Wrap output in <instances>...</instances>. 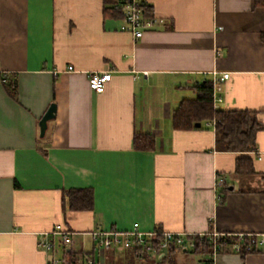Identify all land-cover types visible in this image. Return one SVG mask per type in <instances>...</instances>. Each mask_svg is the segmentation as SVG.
Returning <instances> with one entry per match:
<instances>
[{
    "label": "crops",
    "instance_id": "0c3cea01",
    "mask_svg": "<svg viewBox=\"0 0 264 264\" xmlns=\"http://www.w3.org/2000/svg\"><path fill=\"white\" fill-rule=\"evenodd\" d=\"M144 4L155 22L134 39L104 0H0V264H45L38 241L57 224L72 233L76 255L100 264L108 254L99 256L89 232L134 222L183 236L264 234V128L254 151L230 152L215 148L206 122L171 124L172 110L212 71L229 73L214 89L215 108L253 110L264 124V7ZM96 71L110 72L100 93L88 86ZM51 103L55 116L40 137ZM135 133L151 134L154 148L135 149ZM240 156L251 157L252 173L235 172ZM73 188H91V210L68 208L64 191ZM214 264H264V247L221 252Z\"/></svg>",
    "mask_w": 264,
    "mask_h": 264
},
{
    "label": "trees",
    "instance_id": "16d2710c",
    "mask_svg": "<svg viewBox=\"0 0 264 264\" xmlns=\"http://www.w3.org/2000/svg\"><path fill=\"white\" fill-rule=\"evenodd\" d=\"M257 6L264 7V0H254ZM123 0H104V11L113 17H121L120 5ZM144 15L150 16L149 8L144 5ZM260 39L264 42V29L260 32ZM5 87L14 98L16 86L9 80ZM195 96L183 98L171 112V124L176 130H188L201 128L204 122H214L215 148L219 151L230 152H251L256 149V133L264 128L259 121L257 112L253 110H224L215 108L212 101L213 86L211 79L194 85ZM200 123L199 127L195 124ZM154 138L148 133H135L133 144L135 149H153ZM235 172L240 174L252 173L254 167L249 156H240L235 161ZM17 186V185H16ZM67 206L74 211H89L92 209L93 195L91 188H73L64 191ZM160 232L161 230H156ZM179 242L172 239L168 245L166 256L158 259L157 264H175L173 255L185 248L192 253L200 255V260L210 253L213 241L208 235H185ZM155 241H159V235ZM188 242L192 245L188 246ZM227 243L237 242L236 236L226 237ZM240 253H251L259 248L255 236H244L240 242ZM134 254L140 257L148 256L151 252L146 251L142 246H132ZM264 247V244H263ZM74 251H68L63 255L62 264H74L72 257ZM199 260V261H200Z\"/></svg>",
    "mask_w": 264,
    "mask_h": 264
},
{
    "label": "built area",
    "instance_id": "2783aa9c",
    "mask_svg": "<svg viewBox=\"0 0 264 264\" xmlns=\"http://www.w3.org/2000/svg\"><path fill=\"white\" fill-rule=\"evenodd\" d=\"M144 0H123L120 5L121 10V20L120 29L123 31L130 32L134 39H138L142 36L143 32L152 27L155 22L154 17L144 15ZM68 66V69H71ZM146 75L147 73L144 72ZM229 77V73L224 72L219 74L217 71L211 72V81L213 86L212 101L215 107V103L220 100L219 96H215L214 89L218 82L225 80ZM110 79V72H90L88 73V86L95 92H102L104 90L106 82ZM208 125L214 126L213 121H207ZM216 185H221L224 180L216 176ZM71 232H69L61 224H57L54 229L49 233L50 236L41 237L38 241V246L48 253L45 264H62L63 255L68 251L72 250V240ZM90 236L94 240V245L97 253L102 257L111 248L116 250H125L126 248L132 247L133 245L142 246L146 251L151 252L160 259L167 255L169 242L176 238L181 242V234H175L169 231L161 230L144 232L138 227V223L134 222L132 226L128 229L117 230H95L89 232ZM159 235V241H155ZM204 235V234H203ZM199 234V236H203ZM236 236L237 242L227 243L226 237ZM244 236H255L253 234H226V233H212L210 237L212 238L213 245L212 250L209 254L204 256L199 264H214V258L217 254L221 252H231L240 253L239 242ZM57 237V239H56ZM256 237V236H255ZM258 245L264 244V234L260 235L257 239ZM192 243L188 242V246ZM72 261L74 264H100L93 257L89 255L78 256L73 255Z\"/></svg>",
    "mask_w": 264,
    "mask_h": 264
},
{
    "label": "rangeland",
    "instance_id": "374dc122",
    "mask_svg": "<svg viewBox=\"0 0 264 264\" xmlns=\"http://www.w3.org/2000/svg\"><path fill=\"white\" fill-rule=\"evenodd\" d=\"M105 254H108L109 264H155L154 259L147 255L136 257L133 247L122 251L111 248ZM173 260L175 264H194L195 262L199 264L200 255L192 253L189 249L187 251L181 250L174 253Z\"/></svg>",
    "mask_w": 264,
    "mask_h": 264
},
{
    "label": "water",
    "instance_id": "95a60500",
    "mask_svg": "<svg viewBox=\"0 0 264 264\" xmlns=\"http://www.w3.org/2000/svg\"><path fill=\"white\" fill-rule=\"evenodd\" d=\"M56 106L54 103H51L46 111L43 113L41 118L39 119L38 126H39V136L43 137L47 128V122L54 118L55 116ZM196 127L200 126V123L195 124ZM185 249V248H184Z\"/></svg>",
    "mask_w": 264,
    "mask_h": 264
}]
</instances>
